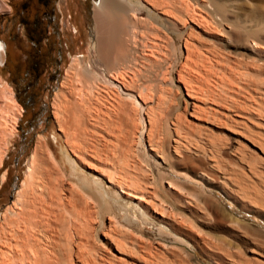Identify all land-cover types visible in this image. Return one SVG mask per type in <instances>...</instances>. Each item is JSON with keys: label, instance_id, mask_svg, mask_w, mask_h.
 Here are the masks:
<instances>
[{"label": "bare ground", "instance_id": "6f19581e", "mask_svg": "<svg viewBox=\"0 0 264 264\" xmlns=\"http://www.w3.org/2000/svg\"><path fill=\"white\" fill-rule=\"evenodd\" d=\"M92 22L95 66L89 68L74 59L71 76L64 78L76 80L77 94L72 83L65 81L70 86L61 87H71V96L62 89L73 100H62L68 109L59 105L65 98L62 92L56 103L59 130L65 122H61L64 109L71 112L72 108L77 118L74 134L72 128L62 130L73 156L66 158L71 173L66 176V167L59 168L44 142L36 144L12 205L20 208L5 213L0 225V264H127V260L191 264L197 253L209 264H264V226L241 220L224 202L264 224V5L255 0H94ZM142 44L150 48V59L166 60L171 47L179 54V62L164 78L167 87L159 86L160 91L156 87V96L152 92L141 96L139 89L134 93V82L128 77L134 67L133 53ZM241 51L248 60L233 56ZM103 76L108 78L105 83ZM121 91L129 102L141 98L148 109L139 134L153 160L148 166L131 155L132 149L126 160L117 158V144L128 142L119 140V129L130 125L128 119L137 120V111L129 110L132 105L125 108L127 100L122 101ZM124 108L134 113V121L123 113ZM131 126L126 136L133 141L135 123ZM101 141L116 146L111 148L116 153L107 154L108 161L110 155L120 161L106 162ZM158 160L167 173L160 171ZM84 162L105 176L112 191L77 171L78 166L86 167ZM91 202L100 211L118 205L128 212L131 205L175 246L130 240L109 221L102 234L106 249L88 245L91 259H87L84 240L94 230L90 213L96 218ZM180 252L186 257L175 255Z\"/></svg>", "mask_w": 264, "mask_h": 264}, {"label": "rangeland", "instance_id": "374dc122", "mask_svg": "<svg viewBox=\"0 0 264 264\" xmlns=\"http://www.w3.org/2000/svg\"><path fill=\"white\" fill-rule=\"evenodd\" d=\"M18 0H0V41L4 42L6 41L9 45V49H8V54H7V59L5 61V65H0V150H2V152L0 153V157L1 155L3 157H1V163H0V225H2L3 223V216L5 215V213H9L11 214L13 209V212H17V210L20 208L19 206L15 207L12 206L14 205V202L16 200V194L17 191L20 190V185L23 182L25 176H26V171L28 168V164L30 161V158L33 154L34 151V147H36V144L40 141L41 143H43L47 149V151L50 152V154H52L56 160V162L58 163L57 165L59 166L60 169H63V167H66L65 169V173L66 176H68L71 173V167L69 165V163L67 162V157L73 159V156L69 153V151L67 150L66 146H65V138H64V134L62 133L63 129H65L66 127H68V129L66 128L67 131H72V133H75V127L77 125V118H73L76 117L75 115V111L71 108V112L68 110L66 111L64 109L63 111V115L61 122L64 120L65 122H62V130H59L57 121L55 119L56 116V112L58 111L57 109H59V105L61 103V105L63 104L62 100H66L70 99L71 95L69 93L70 89L68 90V88L64 89L65 87H61L62 85L64 86V84H69V82H71L68 79L71 76V72H70V68L69 66H71L72 61L74 59H78L82 65H85L87 67H92L93 65L95 66V64H93L96 61L95 56V52L92 50L90 43H92V38L94 35V25L92 22V8H93V2L94 0H52V15L54 17V21H53V30L52 31V38L54 40V47L55 49H57L58 51V55H57V65L56 67H53L51 69H49L48 67L44 68L43 72H44V76L40 79V82L37 86V91H36V96H35V106L33 109L29 110L28 112H23L24 108H23V98L20 94L19 90V80L18 77H15V73L18 72L19 68L18 66H16V68L11 67V51H13V44L11 43L10 38H6V36H4L5 31L7 30V28H10L12 25L17 26L18 25V20H14V14L15 13H7L10 11V7H14V2H17ZM256 3L260 4L261 6L264 5V0H255ZM22 1L19 3L21 4ZM35 4H37V2H35ZM14 9V8H13ZM16 9V8H15ZM17 27H15L16 29ZM14 26L11 32H15ZM4 31V32H1ZM142 46L144 47L142 49ZM148 48V52L146 51V49ZM171 47V46H170ZM138 49L135 50V52L133 53L134 55V60L135 58L137 60H133V66L136 68L134 69V67L132 68V71L136 72V77L132 76V71L130 72V76L128 75V77H130L129 79H132L134 82V85L136 86L135 83H137V88L134 86H132L134 89V93H137V91L139 89L138 94L140 93V91L142 92L141 96H144L143 93L145 92H152V94H154L155 96L158 95L159 93L156 91V89L158 91H160V88L165 89L166 86L164 82V78L166 76H168V74L170 73L169 70L177 64V62H179V54L178 51H176L175 47H171L170 49L168 48L167 50L169 51V56H167L166 60L162 59V60H158L155 56L153 58H148L150 57L149 55V47L147 45H140L139 47H136ZM143 52V55L141 54V50ZM145 49V50H144ZM146 51V52H145ZM171 52V53H170ZM137 53H139L138 56ZM148 53V54H147ZM241 53V54H240ZM173 54L174 56L170 55ZM14 55V54H13ZM147 55V56H146ZM10 56V57H9ZM153 55H151L152 57ZM170 56H172V58H170ZM233 56L235 57H239V58H243L244 60H248V55L245 52H234ZM169 57V58H168ZM148 58V61L145 60ZM176 60H175V59ZM5 56L4 53L2 52V49L0 48V62L4 61ZM140 59V60H139ZM149 59L151 61H149ZM155 59H157V61H154ZM160 59V58H159ZM178 59V60H177ZM175 60V61H174ZM177 61V62H176ZM176 64H175V63ZM134 63L136 64V66L134 65ZM122 64H124V62H122ZM98 65V64H97ZM171 65V67H170ZM102 68L97 66L96 72L99 74V76H102ZM48 70V72H47ZM68 70V71H67ZM139 70V71H138ZM168 71V72H167ZM138 72V73H137ZM68 73V75H67ZM15 75V76H14ZM68 79H65L66 77ZM133 78H132V77ZM65 77V78H64ZM104 79V83L106 81V79H108L106 76ZM135 79V80H134ZM162 79V80H161ZM137 80V81H136ZM67 83H66V82ZM75 81V82H74ZM136 81V82H135ZM166 81V80H165ZM65 82V83H64ZM63 83V84H62ZM72 83V90H73V94H74V90L76 91V87L73 86L74 83H77L75 79H73ZM112 83V82H111ZM109 82V80H107V84L110 85L109 87H113V84H111ZM65 85V86H70V85ZM78 84V83H77ZM76 84V86H77ZM164 84V85H163ZM116 85V83H115ZM152 86V88H151ZM78 87V86H77ZM142 87V88H141ZM147 87H150L152 90L148 89V91L145 89ZM157 87V88H156ZM167 87V86H166ZM64 90H68V93H65L66 91ZM136 88V89H135ZM141 88V90H140ZM7 89V90H6ZM173 89H175V87H173ZM62 90V91H61ZM62 92L65 94V98L62 96L59 97L60 93L62 94ZM77 94V91L75 92ZM133 93V94H134ZM8 94H10V96H8ZM62 94V95H64ZM121 96H122V101L123 100H127L129 96L125 95V93H122L121 91ZM137 94V95H138ZM141 94V93H140ZM67 95L69 96V98L67 97ZM8 96V97H7ZM57 96L59 98H61L60 102L58 103L59 99L57 98ZM77 96V95H74ZM72 96V97H74ZM127 96V97H126ZM147 96V93H146ZM57 98V99H55ZM125 98V99H124ZM72 99V98H71ZM71 99L69 100L71 102ZM141 98H137L135 99V102H129L127 100L126 103V107L125 108H130L127 107L132 105L133 108L129 109L130 111L136 113L137 111V115L135 116V122H130V120L127 118L129 116L133 118V114L132 112H130L129 110L127 111V109L124 108L123 113L124 114H128V116H124L126 117L130 123V125H132V123H135V128L138 132H136V130L134 131V140L131 142L129 140V138L127 137V131L129 133V130L131 131L132 126L130 127V125L127 126L126 119L124 118L121 121L122 123V128L119 126L121 124H119V121L117 122L116 126L117 128L120 127L121 129H119V131L121 133H119V140L125 142L126 139H128V142L130 144H132L131 147L130 145H128V142L125 144H121L122 142H120L117 144L119 148V152L116 149V152L113 151V149L111 150V148H115L112 147V145L110 146L108 142H103L101 141L102 144V154L103 156H106V162L108 164H112V160L115 159L116 157H112L111 155L109 156V161H108V155L110 153H116L117 154V158L118 156L123 160L128 156V151L130 152V150L132 149V153H129L131 155H134L135 159L137 158V161L143 166H148L149 163L151 162V164L153 163V160H151V156H150V150H149V146L147 142H144V144H141L140 142V132L142 131L143 127L146 125V119H145V112L147 113V108L143 106L142 101L140 100ZM12 100V101H11ZM64 100V102H66ZM73 100V99H72ZM130 100V99H129ZM14 101V102H13ZM62 101V102H61ZM139 102V103H138ZM13 105H11V104ZM56 103H58L59 105H56ZM130 103V105L128 104ZM132 103V104H131ZM142 103V104H141ZM67 104V103H65ZM135 104V105H134ZM140 104V105H139ZM56 105V106H55ZM68 105V104H67ZM67 105H64V107H66V109H68ZM138 105V106H137ZM139 107L138 110L135 109L134 107ZM58 107V108H56ZM56 109V110H55ZM70 109V107H69ZM135 109V111H134ZM144 109V110H143ZM147 109V110H146ZM56 111V112H55ZM145 111V112H144ZM69 113L68 115H72V118L75 120H73L72 122L67 121V126L66 125V120H72V118L70 116H66L67 113ZM126 114V115H127ZM75 115V116H73ZM68 118H66V117ZM70 117V118H69ZM131 118V119H132ZM125 120V122H123ZM134 121V118L132 119ZM131 120V121H132ZM145 120V121H144ZM16 122V123H15ZM71 124H70V123ZM138 122V123H136ZM15 123V127L13 130V125ZM75 123V125H74ZM138 124V125H137ZM73 125V126H72ZM137 125V127H136ZM70 126V127H69ZM64 127V128H63ZM139 127V128H138ZM72 128V130H71ZM126 130H124V129ZM139 130H138V129ZM124 130V132H123ZM126 131V133H125ZM69 133V132H68ZM71 133V135H72ZM121 134V135H120ZM127 134V136H126ZM135 134L136 137L135 138ZM123 135L125 136L124 140H123ZM4 136V137H3ZM121 138V139H120ZM137 140V141H136ZM37 141V142H36ZM104 141H106L104 139ZM135 141V142H134ZM103 142V143H102ZM134 142V143H133ZM136 143V144H135ZM2 144V145H1ZM104 144H108V148H110V152L106 150L104 148L105 146H103ZM134 144V145H133ZM125 145H128L130 148H127ZM91 147V144L89 145ZM121 146V147H120ZM2 147V148H1ZM5 148V149H4ZM104 150V152H103ZM115 150V149H114ZM112 151V152H111ZM108 154V155H107ZM121 156H120V155ZM126 156V157H125ZM111 157V160H110ZM87 158V156L85 157ZM116 158V160H118ZM123 158V159H122ZM75 160V158H74ZM115 161H113L114 163H117ZM124 160V161H125ZM120 161V160H118ZM159 164H160V171L161 172H165L167 173L168 170L167 168L162 164V162L160 160H158ZM87 163H90L89 161H85ZM83 165H85L87 167V165L90 168H86V167H77V171L88 176L89 178H94V179H98L99 181H101L102 183L105 184V186L107 188H109V190L112 191L111 187L109 186L108 182L105 179L104 175H98L97 173L91 171V164H87L85 163ZM113 163V164H114ZM82 169V170H81ZM87 169V170H86ZM98 170V169H97ZM90 171V173H89ZM100 172V169H99ZM97 174V175H96ZM70 182H68L69 184ZM67 183H64V187L68 186ZM69 186H71L69 184ZM69 188V187H68ZM70 189V188H69ZM66 191L65 194L67 196H69V190L65 189ZM231 209H234V211L237 213V216L241 219L244 220L250 224H258L259 226H264L263 223L257 221V219H255L252 216L247 215L244 212H241L239 210L238 207L234 206L233 204L224 201ZM123 206H118V205H114L112 207H107L106 210H102L100 211L97 206L95 208V204L93 205L91 202L90 208H92V210L90 209V211L93 212V214H95L94 220H93V215L92 213H90L89 217L91 218L90 221H93V228L90 230V232L93 234L92 236L90 235L91 233H89V235L87 234L85 237V247H83L86 251H88V253L85 251L84 253L86 254V258L87 259H91V254L89 255V253L91 252L90 250H87L88 245L89 248H92V245H94L93 247H102L104 249H106V247L104 245L105 239L103 237V231L104 229L107 227L109 221L113 223L114 227H116V230H121L122 233L127 237H129L128 239L130 240H135L137 239L138 243H142L140 241H149V243H153V242H158V243H163L168 247L171 246H175L171 240L169 239H164L162 237L159 236L158 232H157V227L154 226L153 224H151L150 221H145L144 219H142L139 215V213L137 212V210H135L131 205L128 206L127 211H125L126 207ZM10 211H9V209ZM96 210V211H94ZM98 211V212H97ZM101 212V213H99ZM7 213V214H8ZM98 213V214H97ZM8 214V215H9ZM97 215V216H96ZM99 215V216H98ZM139 216V217H138ZM104 221V223H102V221ZM95 222V223H94ZM97 222V223H96ZM91 223V222H90ZM91 223V224H92ZM116 223V225H115ZM98 224V225H97ZM103 225V226H102ZM101 227V228H100ZM100 228V229H99ZM99 229V230H98ZM102 229V230H101ZM101 230V231H100ZM96 232V233H95ZM100 232V233H98ZM91 238H90V237ZM84 237V236H83ZM83 237H80L81 239ZM89 238V239H87ZM84 239V238H83ZM82 239V241H83ZM88 240L89 244L87 243ZM151 241V242H150ZM146 242V243H147ZM83 243V242H82ZM144 243V242H143ZM84 244V243H83ZM90 251V252H89ZM65 255V257L67 256L66 251L63 253ZM176 256H178L180 258V256H182L181 258L186 257V254L183 252H180L178 254H175ZM184 256V257H183ZM193 260L191 261V264H209V262L199 253H197L193 258ZM127 260V259H126ZM127 264H136L133 260H127Z\"/></svg>", "mask_w": 264, "mask_h": 264}, {"label": "flooded vegetation", "instance_id": "af4514ba", "mask_svg": "<svg viewBox=\"0 0 264 264\" xmlns=\"http://www.w3.org/2000/svg\"><path fill=\"white\" fill-rule=\"evenodd\" d=\"M21 1L22 3L19 4ZM7 13H15L14 20H18V25L7 28L4 36L10 38L14 46L10 62L11 67L18 66L19 68L14 76L20 78L18 91L23 98V112L25 113L35 106L37 86L44 76V68L51 69L57 65L58 50L55 49L52 38V31L54 32L52 0H18ZM13 26L14 29L17 27L15 32H11ZM8 45L6 41H0L5 56L0 65H5Z\"/></svg>", "mask_w": 264, "mask_h": 264}]
</instances>
